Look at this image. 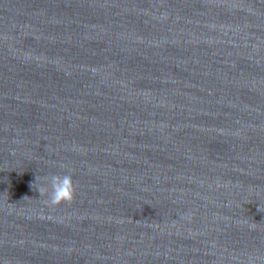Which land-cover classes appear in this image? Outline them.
I'll list each match as a JSON object with an SVG mask.
<instances>
[{"label":"clouds","instance_id":"9594fccd","mask_svg":"<svg viewBox=\"0 0 264 264\" xmlns=\"http://www.w3.org/2000/svg\"><path fill=\"white\" fill-rule=\"evenodd\" d=\"M45 179L47 183L42 185L39 192L40 194L47 195L48 198L45 203L48 206H59L73 201L75 197V185L70 174H51Z\"/></svg>","mask_w":264,"mask_h":264}]
</instances>
